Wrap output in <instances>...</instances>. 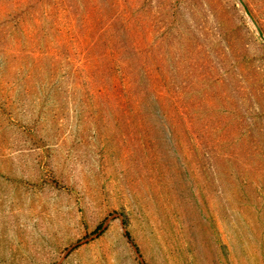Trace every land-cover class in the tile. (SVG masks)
Instances as JSON below:
<instances>
[{"label":"rangeland","instance_id":"rangeland-1","mask_svg":"<svg viewBox=\"0 0 264 264\" xmlns=\"http://www.w3.org/2000/svg\"><path fill=\"white\" fill-rule=\"evenodd\" d=\"M0 264H264V0H0Z\"/></svg>","mask_w":264,"mask_h":264},{"label":"water","instance_id":"water-1","mask_svg":"<svg viewBox=\"0 0 264 264\" xmlns=\"http://www.w3.org/2000/svg\"><path fill=\"white\" fill-rule=\"evenodd\" d=\"M259 32H260V35L263 36V33L261 32V30H260ZM114 217H116V216L111 217V220L114 219ZM109 220H110V219H109ZM109 220L104 224V226H103L102 229L99 231V233H97L92 239H89V241H92L94 238L98 237L103 231L106 230V228L108 227ZM73 248H74V247H73ZM73 248H72V249H73Z\"/></svg>","mask_w":264,"mask_h":264}]
</instances>
